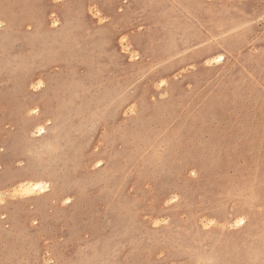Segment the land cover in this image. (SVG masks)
I'll use <instances>...</instances> for the list:
<instances>
[{"label": "rangeland", "instance_id": "1", "mask_svg": "<svg viewBox=\"0 0 264 264\" xmlns=\"http://www.w3.org/2000/svg\"><path fill=\"white\" fill-rule=\"evenodd\" d=\"M0 264H264V0H0Z\"/></svg>", "mask_w": 264, "mask_h": 264}, {"label": "bare ground", "instance_id": "2", "mask_svg": "<svg viewBox=\"0 0 264 264\" xmlns=\"http://www.w3.org/2000/svg\"><path fill=\"white\" fill-rule=\"evenodd\" d=\"M221 58L222 57H220L219 59H221ZM38 130H39L40 133L41 132H44V128L43 127H40V129H38ZM45 185L46 184L43 183V182H32L30 180L28 182H25V183L20 184V189H18V190H21L22 191L21 193L25 192L26 194L25 193L24 194L27 195V193H30L32 191L35 192L34 190H39L41 188H46L47 185H46V187H45Z\"/></svg>", "mask_w": 264, "mask_h": 264}]
</instances>
